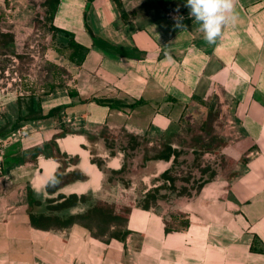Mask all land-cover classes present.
<instances>
[{
	"label": "crops",
	"instance_id": "1",
	"mask_svg": "<svg viewBox=\"0 0 264 264\" xmlns=\"http://www.w3.org/2000/svg\"><path fill=\"white\" fill-rule=\"evenodd\" d=\"M44 2L0 0V31L20 30ZM119 2L59 0L51 24L82 48L74 86L0 98V258L264 264V0H238L213 45L185 0ZM215 143L231 164L188 196L170 191L161 175ZM161 186L170 214L159 200L137 206ZM96 204L127 219L87 216ZM172 208L188 226L167 233L180 224Z\"/></svg>",
	"mask_w": 264,
	"mask_h": 264
},
{
	"label": "rangeland",
	"instance_id": "2",
	"mask_svg": "<svg viewBox=\"0 0 264 264\" xmlns=\"http://www.w3.org/2000/svg\"><path fill=\"white\" fill-rule=\"evenodd\" d=\"M10 25L12 28L15 26ZM12 33L15 35L12 43L0 44V98L8 93L18 97L42 96L58 87L74 86L80 58L73 62L66 58L68 43L65 44L64 37L58 35L51 24V8L41 5L20 30L16 28ZM215 136L218 141H222L219 135ZM216 146V143L209 144L204 149L195 150L187 157L184 154L180 158L172 177L178 190L187 187L188 191L183 196L195 192L201 180L209 179L226 164H231L219 152L213 151ZM172 192L178 194L177 191ZM172 205V202L159 200L161 212L165 214H170L169 207ZM171 211L174 213L172 221L181 223L182 217L177 210L172 208Z\"/></svg>",
	"mask_w": 264,
	"mask_h": 264
},
{
	"label": "trees",
	"instance_id": "3",
	"mask_svg": "<svg viewBox=\"0 0 264 264\" xmlns=\"http://www.w3.org/2000/svg\"><path fill=\"white\" fill-rule=\"evenodd\" d=\"M58 2H59V0H45L44 6L51 8V16H52V14L55 10V6ZM115 2L118 6L120 5L119 0H115ZM164 9L165 10H175V11H179L180 13L186 12L185 7H181L179 5H174V4H171L169 6H164ZM14 39H15V35L11 31H7V30L0 31V44L7 45L9 43H12L14 41ZM66 51H67L66 58L70 62H73L75 59H78L81 57L82 48L78 44H76L74 40L71 39L66 46ZM49 92H47V93L45 92L44 94L45 95L49 94ZM72 94L73 93H71V95ZM98 102L101 104L103 103L101 101H98ZM127 138H128V140L132 141L131 143H132L133 147H135L137 145V143L135 142V140L132 137L127 136ZM177 156H178V154L175 153L174 154V163H176ZM164 158H166V159L169 158V155L168 156L166 155ZM124 171H125V169L122 168L121 173ZM161 178L164 179L165 181L169 182L170 185H169L168 189L170 191H177V193L180 195H184V193H187V191H188L187 187H182L180 190H178L176 188L175 179L172 176H170L168 172L163 173L161 175ZM184 182L186 183L187 181H184ZM205 182L206 181H200L198 186H197V189H199ZM163 188L164 187L161 186V187L153 190L152 192L147 193L145 195V197L141 200V203H139L137 206L141 207L142 209H145V210L150 209L153 204H156L157 200H161L160 198H164L161 195H159V191ZM73 205H74L73 200H66L65 203H62V204L58 205L57 207L61 208V207H65V206L69 207V206H73ZM114 208L117 209L118 206L107 205V204H96L91 210H89L87 212V216L93 217L94 215L95 216L99 215L102 219L106 220L107 223H111V222L119 221V220L125 221L127 219V212L123 210L122 213H116L115 214ZM187 226H188V223L186 220L181 221L179 226H176L172 223H167L165 231L168 233V232L177 231V230H184Z\"/></svg>",
	"mask_w": 264,
	"mask_h": 264
},
{
	"label": "clouds",
	"instance_id": "4",
	"mask_svg": "<svg viewBox=\"0 0 264 264\" xmlns=\"http://www.w3.org/2000/svg\"><path fill=\"white\" fill-rule=\"evenodd\" d=\"M237 4L238 0H186L185 7L190 9V17L199 25L198 31L203 34L204 41L213 45L222 30L236 22ZM0 264H6V258H0Z\"/></svg>",
	"mask_w": 264,
	"mask_h": 264
},
{
	"label": "built area",
	"instance_id": "5",
	"mask_svg": "<svg viewBox=\"0 0 264 264\" xmlns=\"http://www.w3.org/2000/svg\"><path fill=\"white\" fill-rule=\"evenodd\" d=\"M4 150V143L0 141V156L2 155Z\"/></svg>",
	"mask_w": 264,
	"mask_h": 264
},
{
	"label": "flooded vegetation",
	"instance_id": "6",
	"mask_svg": "<svg viewBox=\"0 0 264 264\" xmlns=\"http://www.w3.org/2000/svg\"><path fill=\"white\" fill-rule=\"evenodd\" d=\"M121 174V173H120Z\"/></svg>",
	"mask_w": 264,
	"mask_h": 264
}]
</instances>
